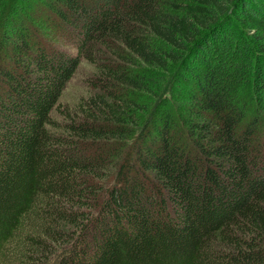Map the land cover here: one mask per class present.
Wrapping results in <instances>:
<instances>
[{"label":"trees","instance_id":"trees-1","mask_svg":"<svg viewBox=\"0 0 264 264\" xmlns=\"http://www.w3.org/2000/svg\"><path fill=\"white\" fill-rule=\"evenodd\" d=\"M177 1L0 0V264H264V0Z\"/></svg>","mask_w":264,"mask_h":264},{"label":"rangeland","instance_id":"rangeland-1","mask_svg":"<svg viewBox=\"0 0 264 264\" xmlns=\"http://www.w3.org/2000/svg\"><path fill=\"white\" fill-rule=\"evenodd\" d=\"M178 1H184V0H178ZM177 1V2H178ZM188 3V2H185ZM183 3V4H185ZM247 31L248 35L252 31ZM48 35L45 34L47 37L51 38L58 44L61 48H64L67 51L75 52V48L67 43L64 40L58 39L56 32L53 31H47ZM44 32V33H47ZM52 35V36H51ZM252 35V33H251ZM99 48L104 51L105 53H100V57L103 55L106 57L107 54H109V51H107L103 46L99 45ZM99 53V52H98ZM132 60L134 64H138V58L135 55H132ZM128 62L129 64H132ZM176 65L172 66V70H175ZM97 75H100V72L98 71V68L95 64L88 61L85 57H81L78 65L73 73V75L69 78V80L66 82L62 93L57 101L56 107L51 113L52 118H54V126L52 128L56 132H63L64 130V123L69 119V116H73L76 119H79L80 117L84 116V99L92 94L94 92L90 78H95ZM148 97L147 93H144L143 100H146ZM250 103L255 105L257 108V105L260 104L258 102V99L251 98ZM181 107V106H180ZM261 109V108H259ZM107 139L115 145V150L112 152V154L107 156V160L103 162L102 165H98L95 169V171L92 172L91 176L95 180L97 185H103L107 186L111 184L114 180V171H116L118 162L120 161L121 157L124 155L125 151L127 150V145L122 144V138L121 137H107ZM102 140V139H100ZM129 142V141H128ZM25 230H29V228H25ZM16 246L14 244L9 245V252L13 251V254L16 251ZM51 258L53 256H49V258L44 261V264H50ZM46 262V263H45Z\"/></svg>","mask_w":264,"mask_h":264}]
</instances>
